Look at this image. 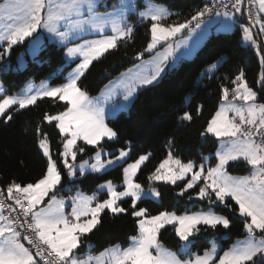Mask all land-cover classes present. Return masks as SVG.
Masks as SVG:
<instances>
[{
  "label": "snow or ice",
  "instance_id": "1",
  "mask_svg": "<svg viewBox=\"0 0 264 264\" xmlns=\"http://www.w3.org/2000/svg\"><path fill=\"white\" fill-rule=\"evenodd\" d=\"M101 6L104 11L98 10ZM223 7V15L231 19L233 13L227 10L229 6ZM214 8L215 5H205L190 20L166 24L172 13L152 0H143L140 10L136 0H116L111 8L106 3L102 5V0H5L0 4V60L13 46L29 41L27 52L35 60L46 47L43 32L49 34L47 39L63 47L66 61L80 59L64 78L65 82L56 86H51L48 81H41L38 86L29 83L19 93L4 95L5 89L0 85V118L5 123L12 119L13 112L36 105L44 98L62 101L65 105L55 114H43V121L54 122L59 131L62 146L58 152L59 160L53 158L48 134L37 125V145L46 166L35 181L24 184L13 181L7 186L6 199L12 203L5 204L0 200V264H264V103L256 102L257 93L248 86L243 69L230 80L232 87L221 85L222 103L200 133L201 137L210 133L221 142L215 153V166L205 167L203 162L197 166L192 160L184 162L174 155L173 141L169 140L166 157L147 177L149 192L145 193L136 177L151 153L139 155L132 163H126L131 152L130 142H126L127 148L118 149V154L105 151L101 143L117 137V132L106 123L109 114L106 105L122 98V103L114 105L110 113L115 116L127 111L139 90L158 83L169 70L170 63L175 66V60L170 58L177 49L184 45L185 51L181 55L191 56L205 34H198L191 45L188 40L196 29H200L202 18ZM230 8L234 13L247 16L248 24L241 25L242 39L256 49L264 69V50L252 31L259 26V36L264 38V0H247L246 7L244 0H234ZM220 14L216 12L217 16ZM130 15H135L141 24L147 22L150 36L143 51L136 54V60H142L145 52L152 53L158 46H166L162 53L158 52L149 61L121 73L120 79L110 82L101 96L90 97L79 86V81L94 61L117 49L121 41L132 40L135 24L129 23ZM193 21H196L195 28L191 27ZM230 27L225 24L223 30L228 31ZM183 30H187V36L182 41H174L173 38ZM24 66L21 56L16 68L3 65L2 70L5 73L18 72ZM216 67L217 64H212L210 69ZM258 83L264 86V70ZM201 110L202 107L198 106L197 114ZM178 119L181 123L190 122L192 115L184 112ZM79 141H83L84 146ZM86 146H92L93 154L77 164L78 154L85 153ZM203 159L207 161L209 157ZM239 161L250 166L248 175L233 176L227 171L230 162ZM60 163L70 181H74L77 175L86 178L89 174L106 172L122 164L126 166L120 185L105 180L91 195L77 190L65 198L57 195L58 186L63 182ZM152 182L177 186L178 182H183L176 195L182 197L193 190L196 199L207 201L208 210L181 215L174 211H160L151 215L147 208L138 207V201L160 199L161 193ZM120 188L122 190H118ZM102 195L106 198L101 199ZM126 198L131 200L130 209L121 206ZM193 198L189 196V200ZM228 198L234 201V205L228 202ZM69 204L70 212L67 210ZM216 205L238 212L243 218L244 239L232 244L222 255L215 241L210 242L203 254L190 252L201 233L230 228V219L213 210ZM5 209L8 215L4 214ZM105 211L114 216L130 211L136 220V234L130 237L127 247L115 244L97 255L89 251L79 256L82 238L101 224ZM166 226L174 230L179 240V253L187 256L186 259H181L177 252L161 242V230H167ZM22 240L29 246L26 247Z\"/></svg>",
  "mask_w": 264,
  "mask_h": 264
},
{
  "label": "trees",
  "instance_id": "2",
  "mask_svg": "<svg viewBox=\"0 0 264 264\" xmlns=\"http://www.w3.org/2000/svg\"><path fill=\"white\" fill-rule=\"evenodd\" d=\"M154 1L165 4L167 10L172 13L165 21L166 24L190 20L205 4L204 0ZM239 22L245 20L241 19ZM132 23L135 24L132 40L127 43L121 41L117 49L94 61L81 77L79 86L90 96L96 95L109 79L133 64L136 61V54L146 47L150 39L147 22L141 24L137 18H133ZM24 49L25 44L13 46L10 53L0 60V78L6 94L13 93L32 79L37 81L48 77L52 85L64 83L67 72L75 64V61L65 63L62 46L46 42L45 49L38 53L35 60L28 53L25 54L26 65L23 70L5 73L2 70L3 65L7 64L15 68L16 57ZM145 55L146 52L143 56ZM219 59L221 62L215 71L211 73L205 71L209 65ZM241 69L244 71L248 86L257 93L256 102L264 103V86L258 83L260 74L264 70L261 59L251 46L242 43V30L239 24L236 23L229 32H212L197 48L193 57L182 59L176 66L169 68L154 86L139 90L127 112H119L115 117L106 120L108 126L117 132V137L111 141L107 139L102 141L103 148L118 153V149L127 148L126 142H130L131 152L126 163L134 161L139 155L151 153L149 160L142 165L136 177V182L143 188H149L148 175L166 157L169 140L173 141L171 148L174 155L184 162L192 160L198 164L202 160V155L211 154L210 163H215L216 158L213 154L218 146L217 138L209 134L201 137L200 133L204 131L208 120L218 108L221 100V85L232 87L230 80ZM52 73L56 75L52 76ZM64 106L62 101L44 98L36 105L13 112L12 119L8 123L0 118V186L2 188L6 189L13 181L21 184L33 182L42 174L46 162L37 145V125L42 132L48 134L53 158L59 160L58 152L62 147L59 131L55 128L54 122L49 124L43 121V114L45 112L55 114L62 111ZM198 106L202 107L200 114L196 112ZM184 112L192 115L190 122L179 121L178 118ZM78 143L84 146L83 141ZM93 151L92 146H86L85 153L78 154L77 159L89 157ZM123 165L106 172L89 174L86 178L77 176L74 181H70L63 164L60 163L63 182L62 186H58L57 194L66 195L75 189L91 194L96 190L97 185L105 180H112L116 185H120ZM228 170L246 174L250 167L244 161L231 162ZM152 184L160 191V199L144 198L138 201V207L147 208L151 215H156L160 211H174L179 214L208 208L207 201L189 200V196L194 197L193 190H189L182 197L176 195L179 188L183 187V182H178V186L164 182H152ZM103 198L106 196L102 195L101 199ZM228 202L234 205V201L230 198ZM121 206L130 209L131 200L126 198ZM214 210L230 219V228L225 230L221 227L215 232L210 230L201 233L190 247L191 252L201 253L209 247L211 239L219 240L223 250L236 238L245 235L244 220L239 217L238 212H233L223 205L214 206ZM166 228L167 230H161V242L183 257V254L179 253V240L174 230L171 226ZM135 234L136 220L131 216L130 211L117 216L105 211L102 213L101 224L82 238L78 252L88 249L91 253H96L113 244L126 246L130 237Z\"/></svg>",
  "mask_w": 264,
  "mask_h": 264
},
{
  "label": "rangeland",
  "instance_id": "3",
  "mask_svg": "<svg viewBox=\"0 0 264 264\" xmlns=\"http://www.w3.org/2000/svg\"><path fill=\"white\" fill-rule=\"evenodd\" d=\"M5 2V0H0V4H3ZM116 2V0H102V5L103 4H107L108 6H109V8H111V6H112V4H114ZM152 2L153 3H155V4H159V5H161V6H163V7H165L166 9H167V7L165 6V4H163V3H160V2H157V1H154V0H152ZM136 3H137V5H138V10H140L141 8H142V6H143V0H136ZM99 11H104V8H103V6H101L99 9H98ZM133 18H135L136 19V16L135 15H130L129 16V18H128V20H129V23H132V19ZM211 21L210 22H213V27L208 31L209 33L205 36V38L204 39H202V41L200 42V44H199V46L202 44V42L206 39V37L209 35V34H211L212 32H214V33H217V32H229V31H231L232 29H233V27L235 26V24L236 23H238L239 24V26H240V28H241V25H247V23L246 22H239L238 21V19H236L234 16H232V18L231 19H226L225 18V16L224 17H222V16H214V17H211V18H209ZM225 24H228V25H230L231 27H230V30H228V31H224L223 30V28H224V26H225ZM204 25V24H203ZM202 25V26H203ZM202 26L200 27V29H197L195 32H197V31H200V30H203L202 29ZM257 29H258V31H259V26H257ZM252 31H253V29H252ZM195 32H193V34L195 33ZM253 33H254V31H253ZM193 34H192V36H193ZM183 36H179L178 38H177V40L178 41H182L183 39H184V37L185 36H187V31L185 32V33H183L182 34ZM42 36L43 37H45L46 38V42H53V43H55V44H57L55 41H53V40H50V39H47L48 38V36H49V34L47 33V32H43L42 33ZM256 36V38H257V42H258V45L260 46V48L262 49V47H264V38H260V36L259 35H255ZM86 38H92V37H86ZM188 41H192V40H188ZM29 43H30V41L29 42H25L24 44H25V49L22 51V52H20L18 55H17V57H16V66H15V68L18 66V64H19V58H21V56L23 57V60H24V64L26 65V58H25V54L26 53H28L27 52V49H28V47H29ZM77 43H79V41H77ZM189 43H191V42H189ZM242 43L244 44V45H249V46H251L250 44H246L244 41H243V39H242ZM58 45V44H57ZM69 46H71V45H69ZM198 46V47H199ZM0 47H2V43H0ZM197 47V48H198ZM252 47V46H251ZM197 48H196V50H197ZM253 48V47H252ZM254 49V51H255V53H256V49L255 48H253ZM195 50V51H196ZM195 51H194V53L191 55V56H189V57H187V59H189V58H191V57H193V55L195 54ZM64 52V51H63ZM28 55L30 56V57H32L31 56V54L30 53H28ZM257 55V54H256ZM64 56V55H63ZM258 58L259 59H261L260 58V56H258ZM65 59V58H64ZM176 60V59H175ZM72 61H75V64L73 65V67L67 72V74H66V77L68 76V74L70 73V72H72V70L76 67V65L77 64H79L80 63V59H78V58H74ZM72 61H66L65 60V63H69V62H72ZM176 62V61H175ZM220 62H221V59H219L218 61H216V62H214L213 64H217V67L219 66V64H220ZM178 63V62H177ZM177 63H175V64H177ZM7 65V64H6ZM212 65V64H211ZM211 65H209L207 68H206V70L205 71H209L210 73L211 72H213V71H215V69L217 68H215V69H210V66ZM176 66V65H175ZM41 81H48L49 83H50V81H49V78L48 77H46V78H42V79H40V80H37V81H35V80H28L27 82H25L18 90H16V91H14L13 93H19L20 92V90L21 89H23V88H25L26 87V85H28L29 83H32V84H34V85H40V83H41ZM113 83V82H112ZM0 85H2L3 86V88H4V84L2 83V80H1V78H0ZM50 85L51 86H56V85H52L51 83H50ZM108 85H110V84H108ZM107 85V86H108ZM5 89V88H4ZM102 89V88H101ZM100 89V91L96 94V95H93V96H90V97H99V96H101L104 92H106V87L105 88H103L102 90ZM13 93H11V94H13ZM4 95H10V94H6L5 93V91H4ZM0 98H2V97H0ZM120 103H122V98H116V99H114L113 101H110L107 105H106V108L107 109H109V114L107 115V118H112V117H115V116H113V115H111V113H110V110L112 109V107L114 106V105H118V104H120ZM128 111V110H127ZM127 111H123V112H127ZM107 120V119H106ZM107 123V122H106ZM210 134V133H209ZM212 135V134H211ZM220 141L218 140V146H217V149L219 148V146H220ZM217 149H216V151H217ZM105 151H107V152H112V153H114L112 150H107V149H104ZM216 151L214 152V156H215V153H216ZM116 154H118V153H116ZM92 156V155H91ZM91 156H89V157H91ZM210 156H211V154H204V155H202V160H201V162L200 163H198V164H196L197 166H199L202 162L203 163H205V167H208V166H215V163H216V161H215V163H213V164H211L210 163ZM89 157H86V158H79V159H77V161H76V163L78 164L81 160H84V159H88ZM204 157H209V159L207 160V161H204ZM108 157H105V159H107ZM133 161H131V162H129V163H132ZM231 163V162H230ZM124 166H126V164H124L123 165V167ZM227 171L229 172V174L230 175H233V176H244V175H242V174H240V173H235V172H231V171H229L228 170V166H227ZM78 176V175H77ZM102 183V182H101ZM100 184V183H99ZM68 187V186H67ZM155 187V186H154ZM156 188V187H155ZM77 190H79V189H75L73 192H71V193H68V194H66V195H60V194H57L59 197H68V196H71V195H73V194H75L76 192H77ZM118 190H122V189H118ZM144 190H145V193H148L149 192V188H144ZM79 191H81V190H79ZM81 192H83V191H81ZM84 194H87V195H91V194H88V193H85V192H83ZM193 199H196L195 198V196H194V198ZM198 200V199H197ZM67 210L70 212L71 211V206H70V204L68 205V208H67ZM201 210H204V211H207L208 210V208L207 209H203V208H199V209H197V210H192V211H188V212H183V213H176L177 215H181V214H185V213H188V214H191V213H195V212H199V211H201ZM214 210V209H213ZM215 211V210H214ZM170 212H173V211H170ZM216 212V211H215ZM216 213H218V212H216ZM219 214V213H218ZM245 232V231H244ZM244 237L245 236H243L242 238H236V240L233 242V243H231L230 244V246L232 245V244H234L235 242H237V241H239V240H243L244 239ZM211 241H215L220 247H219V250H220V254L222 255L223 254V251L224 250H227L229 247H227V248H225V249H223V250H221V243H220V241L219 240H216V239H211L210 240V242ZM130 242V241H129ZM129 244V243H128ZM128 244L126 245V246H122V247H127L128 246ZM113 245H115V244H113ZM109 246H112V245H109ZM109 246H107V247H105V248H108ZM165 246V245H164ZM166 247V246H165ZM209 247H210V245H209ZM104 248V249H105ZM166 248H168V247H166ZM208 248V247H207ZM104 249H102V250H100L99 252H96V253H91L92 255H97V254H99L101 251H103ZM169 250H171V251H174V250H172V249H170V248H168ZM204 251V250H203ZM203 251L200 253V254H203ZM89 251H83V252H80V253H82V256L84 255V254H86V253H88ZM174 252H176V251H174ZM191 252V251H190ZM79 253V254H80ZM181 259H186L187 258V256H185L184 254H183V257H180Z\"/></svg>",
  "mask_w": 264,
  "mask_h": 264
},
{
  "label": "crops",
  "instance_id": "4",
  "mask_svg": "<svg viewBox=\"0 0 264 264\" xmlns=\"http://www.w3.org/2000/svg\"><path fill=\"white\" fill-rule=\"evenodd\" d=\"M213 23L212 22H207V23H205L203 26H202V29L203 30H200V31H197V32H195L194 34H193V36L191 37V39L190 40H192V41H188V45H191L192 43H193V41H195L196 39H197V37H198V34H200V33H204L205 35H204V38H205V36L209 33L208 31L213 27ZM197 30V29H196ZM179 36H183L182 34H177V36L175 37V38H173L174 39V41H178L177 40V38L179 37ZM203 38V39H204ZM202 40H200V42H201ZM189 42H191V43H189ZM200 42H199V44H200ZM166 45H161V46H158L157 47V49L156 50H154L152 53H147L146 52V55L145 56H143V58H142V60H136L133 64H131L130 66H128L126 69H124V70H122L119 74H117V75H115L114 77H112L111 79H109L103 86H102V89L103 88H105L108 84H110V82H113V83H115L117 80H119L120 79V76H121V73H126L127 72V70H129V69H132L133 68V66L134 65H136V64H140V63H142V62H144V61H149L150 59H152L153 57H155L156 56V54L159 52V53H162L163 52V50H164V47H165ZM264 49V47H262V50ZM185 51V46L184 45H182L179 49H177L176 51H175V53H174V55H173V57L172 58H170V60H175L176 62L175 63H177V62H179L180 60H182V59H187V57H189V56H182L181 55V53H183ZM176 65V64H175ZM171 67H173L172 65H171V63H170V65H169V68H171ZM209 72V71H208ZM101 89V90H102ZM90 96V95H89ZM229 99H231V96H229ZM222 102H221V100H220V102H219V104H218V107L220 106V104H221ZM236 103H241L240 101H237ZM218 109V108H217ZM110 118V117H109ZM106 119H108V118H106ZM209 135H211V134H209ZM213 136V135H212ZM215 137V136H214ZM218 141V140H217ZM246 163V162H245ZM250 167V166H249ZM251 171V169L249 170V172ZM249 172L248 173H246V174H242V175H248L249 174ZM245 236V235H244ZM240 238H242V237H240ZM236 240V239H235ZM234 240V241H235ZM23 243V242H22ZM85 251H89L88 249L87 250H85ZM84 251V252H85ZM80 252H78L77 254L79 255V256H82V253H80Z\"/></svg>",
  "mask_w": 264,
  "mask_h": 264
},
{
  "label": "built area",
  "instance_id": "5",
  "mask_svg": "<svg viewBox=\"0 0 264 264\" xmlns=\"http://www.w3.org/2000/svg\"><path fill=\"white\" fill-rule=\"evenodd\" d=\"M233 2H234V0H204V3H205V4L203 5V7H202L201 9H203V8L205 7V5H208V6H210V7H212L213 5H215V8H214L213 12H211L210 14H208V15H206L205 17L202 18L201 26H202L203 24H205V23L211 21L209 18L214 17V16H217V15H216V12H217V11H219V12L221 13L219 16L224 17V15H223V13H224V11H225V8L223 7L224 5H228V6H229L227 10H228L229 12L233 13V16H234L236 19H238V21H240L241 19H244L245 22L248 24V18H247L246 15H245V16H242V15H240L239 13H234V11L230 8V5H231ZM244 6H245V7L247 6V0H244ZM212 23H213V22H212ZM195 25H196V21H193L191 27L195 28ZM186 31H187V30H183L182 34L185 33ZM253 31H254V34H255V35H259V31H258L257 27L253 28ZM263 50H264V49H263ZM0 191L3 192V195L0 196V200H3V202H4L5 204H10V203H12L11 201H8V200L6 199V197H7L6 189H4V188H2V187L0 186ZM4 214H5V215H8V214H9V212H8L7 209H5ZM17 228H18V230H19V225H17ZM21 242H23V243L25 244L26 247L29 246V245L27 244L26 241H23V240H22Z\"/></svg>",
  "mask_w": 264,
  "mask_h": 264
}]
</instances>
